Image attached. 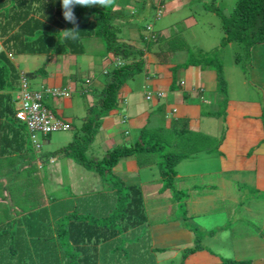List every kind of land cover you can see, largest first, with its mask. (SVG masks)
<instances>
[{
    "label": "trees",
    "instance_id": "1",
    "mask_svg": "<svg viewBox=\"0 0 264 264\" xmlns=\"http://www.w3.org/2000/svg\"><path fill=\"white\" fill-rule=\"evenodd\" d=\"M149 1L142 0L144 8L149 3L153 6L156 3V0ZM115 4L116 0H111L109 7L75 6L76 24L73 25L64 20L59 0H0V159L11 155L31 163L35 159L42 162L49 156L41 148L44 138L51 132L40 136V146L36 147L26 123L15 118L20 71L12 61L13 56L39 54L49 58L51 55H78L84 52L83 40L93 37L100 39L106 53L121 60L109 71V79L101 89L96 109L90 110L81 121L72 141L56 152L97 173L105 182V187L99 193L94 191V195L83 198L72 199L75 194H71L65 201L50 199L49 205L2 225L0 264H156L155 254L165 250L152 245L146 228L151 223L144 211L142 192L136 185L124 183L112 173V168L122 158L143 153L163 156V160L158 162L163 186L171 188L173 198H181L179 205L183 206L185 192L175 190L173 185L177 176L175 166L185 154L174 150L162 154L160 151L164 143L160 134L146 133L148 120L139 129L134 142L107 148L100 159L86 156L103 117L117 108L120 89L136 74L144 72L142 56L159 39L157 31L139 34L143 42V46L139 47L128 43L124 35V39L120 38L121 27L125 23L118 24L119 18L128 13L127 17L135 15L136 11L123 13L119 8L116 12ZM157 5L155 16L159 17L165 0H158ZM204 8L220 16L223 35L219 46L207 52L200 51V58H189L188 52L187 60L177 65L174 72L189 66L213 70L216 79L214 101L218 110L212 115L224 118L228 87L219 60L220 52L229 43L238 44L240 50L235 54V61L244 69L240 59H248L251 48L264 43V0H236L232 11L226 14L207 5H203ZM73 27L80 31L78 38L64 39L63 31ZM46 74L43 65L26 72L25 79L30 82ZM65 91L68 93L67 89ZM54 115L67 124L68 127L62 130L74 126L72 119ZM183 213L185 219L187 212L183 210ZM185 226L196 234L195 247L186 250L188 255L200 248V236L195 226ZM215 264L250 263L221 258Z\"/></svg>",
    "mask_w": 264,
    "mask_h": 264
},
{
    "label": "rangeland",
    "instance_id": "2",
    "mask_svg": "<svg viewBox=\"0 0 264 264\" xmlns=\"http://www.w3.org/2000/svg\"><path fill=\"white\" fill-rule=\"evenodd\" d=\"M183 1H185V4L182 5L181 8L167 10L164 8L168 4L175 5L179 2L178 0H165V6L164 8L161 7L162 10H160V14L162 15L156 17L155 8L158 7V0L154 3V6L149 3L146 8L143 7L142 0H116V12L119 8L122 9L121 11L123 13L136 11L135 15L127 17L128 13L127 15L124 14L126 18L125 16L119 18L118 24L121 23L123 25L125 23L123 26L121 25L122 35L120 38L124 39V36H126V41L128 43H135L137 46L141 47L143 46V42L139 39V34L143 33L147 35L152 31H157V33H159V39L157 42L150 45V50H145L146 55L149 53L148 59L152 58V60L159 59V55L163 56L164 61L167 60L173 63L171 69L174 68V65L183 64V62L187 60L188 52L189 58H200V53H202L200 51L207 52L218 47L223 35L220 26V16L210 9H203V5L216 8L217 11L226 14L232 11L236 0ZM147 26H149V30H146ZM83 45L84 52L74 55L72 58L75 61L71 59V70L75 72L74 74L80 72L82 77L90 75V77H93L92 79L94 82L89 88L90 92L85 95H80L76 91L72 92L71 99L74 100L75 103L73 108L69 111H73V113L77 115V118L73 117L74 119H72L74 126L69 129H56L51 131V133L44 138L45 141L42 143L41 151L48 153L49 156L41 160L43 166L42 169L37 170V173L34 171L36 166L31 165L25 158H14L12 156L1 158L0 165L2 164L3 166H0V183H7L16 179L15 184L12 185L11 188L13 190L11 193L12 196L16 197L22 193L20 190L21 184L24 185V191L27 189L33 191L32 188L38 189V191L35 190L37 194H34L33 197L27 198L26 201L24 198L21 199L22 205L26 202V204L29 203L28 205L34 207L35 205H40L41 202L44 201L49 203L50 199L65 201L69 200L71 194H75L72 196V199L83 198L87 197V195H94V191H97V194L105 187V182L97 173L85 169L82 165L64 157L61 153H56L59 149L72 141L74 132L78 129L79 124L85 119L89 111L96 109L95 106L99 103L101 95V89L97 86L98 82H106L109 79L108 73L113 68L109 65L106 69L107 64L104 65L105 57L110 55L106 53L100 39L93 37L86 38L83 40ZM239 50L240 46L238 44L229 43L221 50L219 55V60L222 62L224 78L227 81L228 92L238 99H245L248 102H257L258 108L261 111L260 121L264 125V43L255 44L251 48L250 57L248 59H240L241 63L244 64V69L235 61V54L239 52ZM14 57V59L19 61L21 66L28 65L27 63L25 64V60L27 62L35 60L37 65H44L46 69V64L48 63V61L45 60L47 56L39 54H23L15 55ZM142 59V68L144 69L145 61L144 58ZM43 61L44 64L42 63ZM62 64L67 65L65 61H63ZM91 65H93L92 70L90 67ZM59 68L60 65H58V69ZM201 70L200 74L204 77L208 78V74L215 77L213 70ZM203 71L207 73H202ZM178 73L179 72H177V74ZM133 81L134 83H132ZM143 82L144 74L142 71L136 74L132 80H129L128 85L134 90L140 91L142 90L141 86ZM212 83L216 89V79L213 80ZM32 88L37 87L32 86ZM151 90L152 89L148 90L145 88L143 92L149 91L146 93L151 94ZM213 95L216 97L215 91ZM48 100L49 99L44 102L48 103ZM215 105V103H212L211 109H218ZM153 116H149L146 133H161L160 139L164 144L160 152L164 154V152H168L167 150H174V152L187 155V158L183 159L175 166L178 175L173 185L175 190L185 192L186 196L182 199V201L185 199V201L182 202L183 206L179 205L181 203V198H173L174 193L172 189L164 188L163 186L158 167V162L163 160V156L143 153L141 155L122 158L117 165L112 168V173L123 179L124 183L136 185L142 192L144 211L148 216L147 218L151 223L150 225H152L148 226V228L146 226L149 232L151 229V233H153L155 231L154 227L157 228L158 231L164 227L165 232L170 233L171 230L169 227L180 229V227H186L185 225L189 224L195 226L199 231L198 235L200 236L201 246L209 248L215 254L221 255L223 258L235 260L234 255L236 253L237 244L239 245L242 243L239 241V239H241L238 237L239 235L255 233L257 230L264 235L263 215L259 217L254 216V219L253 217H248L245 213L241 215L237 205L232 204L231 200L227 199L228 196L236 200L238 199L237 191H235L234 188H231L232 193L230 192L229 195L224 193V201H222V204L226 203L227 206L222 207L223 205H219V200L217 199L214 203L215 206L206 207V205H204L203 209L206 208V211L200 214L198 218L196 215H191L189 213L188 201L190 200L191 193H197V191L203 190L202 193L206 194L207 190L215 184L216 180L213 175L209 176V171L218 168V160L216 157L217 138L214 136L213 140H209V142L206 143L205 141L210 138V135L201 136L199 133L194 132L192 134L202 137V139L190 138L191 144H188L189 142L184 140L183 144L178 145L180 148L172 147L168 140H178L179 135L176 136L173 134V128L169 131L168 129L161 130L159 128L160 125H158L156 123L157 120H155L159 118V115L156 114L154 120ZM102 124L103 120L101 121V125L96 129L94 141L89 145L86 151L87 157L100 159L104 155L103 148L105 142L103 141L104 128ZM136 129L137 128L130 131L128 139L131 141L138 135ZM209 132H212V134L215 133V127L211 126ZM212 134L211 137H213ZM122 138L124 137H118L109 148L122 145ZM185 138L189 137L186 136ZM129 160H132L133 164L129 162ZM50 161L52 162L50 163ZM34 162L35 161L32 163ZM134 165L136 170L132 168ZM2 169H4V171ZM42 191H44L45 195L42 194ZM259 194L260 193L256 194L255 192L251 193L248 190H244L239 195L241 197L240 202L244 200L246 201V205L249 204L254 210L260 212L264 211V200L262 202L263 204L257 200ZM229 204L231 207L228 206ZM200 207L202 208V206ZM183 210L187 212L185 219H183ZM160 225L163 226L160 227ZM233 228H235L236 232L232 230ZM194 235L196 236V234ZM234 240H236L237 244ZM195 242L186 246L185 239L182 237L180 241L165 239L163 242H157V247H165L163 251L165 253L155 254L156 264H182L183 259H186L184 258L185 254L187 255L186 250L195 247ZM174 247L177 248V250H173ZM196 251L197 249L194 252ZM173 253L176 255L174 258L173 256L171 258ZM191 254L192 252L188 253V255Z\"/></svg>",
    "mask_w": 264,
    "mask_h": 264
},
{
    "label": "crops",
    "instance_id": "3",
    "mask_svg": "<svg viewBox=\"0 0 264 264\" xmlns=\"http://www.w3.org/2000/svg\"><path fill=\"white\" fill-rule=\"evenodd\" d=\"M178 2L179 3L175 5L168 4L165 9L171 10L173 8H181V6L185 4L183 0H178ZM148 54L149 53L146 55L145 52L142 56L145 61L143 72L144 82L141 86L142 90L139 91L131 88L128 85V80L118 93L117 108L110 111L109 114L102 119L104 128L103 141L105 142L103 149L109 148V146L121 136L124 137L121 141L123 144L131 143L132 141L128 139L130 131L137 128V134H139V129L147 123L145 120H148L149 116H155L156 114L159 115V118L153 116V120L156 118V123L160 125L159 128L161 130L168 129L169 131L173 128V134L176 136L179 135L178 140H168L172 147H179L178 145L183 144L184 140L188 141V144H191L190 138H198L201 140L202 137L192 134L194 132L199 133L201 136L210 135V138L205 141L206 143H208L209 140H213L215 136L217 138L216 157L218 160V168L209 171V176L213 175L216 180L215 184L207 190L206 194L202 193L203 190L197 191V193H191L190 200H188L189 213L191 215H196L198 218L200 214L206 211V208L203 209V206H215L214 203L217 199L219 200V205H223L222 207L227 206L226 203L222 204V201H224V193L229 195L230 192L232 193L231 188H234L235 191H237L238 199L236 200L229 196L227 199H230L232 204L237 205L241 215L245 213V215L253 217V219L254 216L259 217L263 215L264 217V211L260 212L254 210L249 204L246 205V201L244 200L240 202L241 197L239 196L242 191L248 190L251 193H260L257 197L259 202L262 203L264 200V125L260 121L261 111L258 108L257 102H248L245 99H238L228 92V101L224 118L219 116L215 117L212 113L218 109H211V104L215 103L213 102L215 97V95H213L215 91L214 84L212 83V81L215 80L213 75L208 74V78L204 77L200 74L202 70L195 66L179 68L174 72L176 66L174 65V68L171 69L173 63L167 60L164 61L163 56L159 55V59L152 60V58L148 59ZM73 56L74 55L65 54L51 55L49 58L45 57L47 58L45 60L48 61L45 69L47 73L46 76H38L30 81L31 86L37 88L46 86L50 88H66L68 90V95L45 99H49L48 103L45 104L56 115L65 117L68 120L77 118V115H75L73 111H69L73 108L75 103L74 100L71 99L72 92L76 91L80 95H85L90 92L89 88L94 82L92 79L93 77H90V75L82 77L80 72L74 74L75 72L71 70L70 64ZM106 57L105 62L103 61L104 65L107 64L106 69L109 65L114 67L118 61H121L120 57ZM14 58L13 56L12 61L20 72L26 73L33 71L41 66V64L37 65L35 60L29 62L25 60V64L27 63L28 65L21 66L19 61ZM63 61H65L67 65H63ZM42 63H44V61ZM58 65H60L59 69ZM90 67L92 70L93 65ZM177 72L179 73L177 74ZM204 72L206 71L202 73ZM106 82H98L97 86L102 89ZM132 83H134V81ZM174 84L177 86L174 87ZM145 88L148 90L152 89L150 94L151 98L149 99H146V95L149 94L146 92L149 91L143 92ZM211 126H214L216 129V132L213 134L209 132ZM159 134L161 133L159 132ZM211 134L213 137H211ZM137 136L134 138L133 142L136 140ZM186 136L189 138H185ZM185 158H187V155H185L182 160ZM34 161V163L31 162V165L36 166L34 171L37 173V170L42 169V162L38 159ZM51 162L52 161H50V163ZM129 162L132 163V160H129ZM0 166L3 165L1 164ZM136 166L138 169L137 163ZM132 168L136 170L135 165ZM2 170L4 171V169ZM15 182L16 179L7 183H0V227L9 221L19 220L23 215L41 206L49 205L46 201L34 207L28 205L29 203L26 204V202L22 205L20 200L24 198L26 201L27 198L33 197L34 194H37L35 190L38 191V189L32 188L33 191H30V189L24 191V185L21 184L20 190L22 193L14 197L11 195L13 191L11 188ZM42 194L45 195L44 191H42ZM200 206H202V208ZM228 206L231 207L230 204ZM176 221L178 222L177 219ZM148 226L152 225L148 224L147 228ZM161 226L163 225H160V227ZM169 229L171 230L170 233H166L164 227H162L160 231L154 227L155 231L153 233H151L150 229L149 235L152 245L155 246L157 242H163L165 239L180 241L182 237L185 239L187 246L196 240L195 233L187 227L183 226L180 227V229L169 227ZM232 230L235 231V228ZM238 237L241 238L239 241L242 243L238 245L236 240H234L237 244L236 253L234 255L235 260H247L250 264H264V235L257 230L255 233L241 234ZM175 247L173 250H177ZM193 252L191 255L184 257L186 259H183L182 264H215L223 258L221 255L215 254L209 248L201 245L196 252ZM160 253L162 254L165 252ZM175 255L176 254L173 253L171 258L172 256L174 258Z\"/></svg>",
    "mask_w": 264,
    "mask_h": 264
},
{
    "label": "built area",
    "instance_id": "4",
    "mask_svg": "<svg viewBox=\"0 0 264 264\" xmlns=\"http://www.w3.org/2000/svg\"><path fill=\"white\" fill-rule=\"evenodd\" d=\"M67 95L64 89L40 87L32 89L24 76L20 78V87L18 91L17 109L15 118L21 122H25L29 130V136L32 143L39 147L38 139L40 136L56 129L67 128V124L62 123L56 118L54 113L47 108L44 103L47 96ZM151 98L150 94L146 95V99Z\"/></svg>",
    "mask_w": 264,
    "mask_h": 264
},
{
    "label": "clouds",
    "instance_id": "5",
    "mask_svg": "<svg viewBox=\"0 0 264 264\" xmlns=\"http://www.w3.org/2000/svg\"><path fill=\"white\" fill-rule=\"evenodd\" d=\"M59 2H60V6L62 8V15H63L64 20L73 24V25L76 24V16H75L74 11H73L75 6H82V7H92V6L109 7V6H111V0H59ZM79 32L80 31L76 27H73L71 29H66L63 31V38L64 39H73V40L77 39L79 36ZM21 76H24L26 78L25 72H20V78H21ZM28 84L32 88L29 81H28ZM19 87H20V81H19ZM32 89H38V88H32ZM64 90H66V89H64ZM18 91H19V88H18ZM18 91H17V96H16L17 100H18ZM67 95H68V93H67ZM51 97H53V96H51ZM56 97H58V96H56ZM45 99H46V97H45ZM16 105H17V102H16Z\"/></svg>",
    "mask_w": 264,
    "mask_h": 264
}]
</instances>
